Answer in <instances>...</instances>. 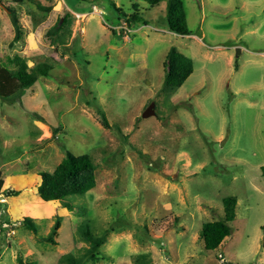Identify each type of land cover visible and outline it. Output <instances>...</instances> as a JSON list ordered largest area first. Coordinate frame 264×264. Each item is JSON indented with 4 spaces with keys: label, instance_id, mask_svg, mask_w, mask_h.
Here are the masks:
<instances>
[{
    "label": "rangeland",
    "instance_id": "obj_1",
    "mask_svg": "<svg viewBox=\"0 0 264 264\" xmlns=\"http://www.w3.org/2000/svg\"><path fill=\"white\" fill-rule=\"evenodd\" d=\"M181 1L185 36L168 31L164 1L0 0V64L13 69L7 59L19 55L53 67L20 103L0 101V264L80 254L84 220L106 237L101 260L86 264H264V0ZM7 9L23 28L17 43ZM66 14L70 35L54 48L46 32ZM171 47L193 72L166 97ZM65 151L96 166L95 187L70 198L74 211L34 195L37 173ZM227 197L237 200L232 233L207 251L201 227L222 218ZM57 217L52 246L43 237Z\"/></svg>",
    "mask_w": 264,
    "mask_h": 264
},
{
    "label": "trees",
    "instance_id": "obj_2",
    "mask_svg": "<svg viewBox=\"0 0 264 264\" xmlns=\"http://www.w3.org/2000/svg\"><path fill=\"white\" fill-rule=\"evenodd\" d=\"M11 2L22 5L24 0H10ZM87 1V0H81ZM96 1V0H94ZM162 1L165 2V18L168 31L180 36L189 35L186 26V15L181 0H144L148 6H156ZM40 11H47L39 5L36 7ZM119 11L118 8H116ZM10 23L14 31L12 43H17L22 39L23 28L19 22L17 12L14 9H7ZM71 16V15H70ZM138 21L136 14L125 18L127 26H131ZM69 18L64 15L58 19L57 23L46 32V37L50 44L57 48L64 46L65 33L69 32ZM13 69L0 64V101L8 105L20 103L26 94L40 77H48L52 70V65L47 62H38L29 67L24 57L13 55L7 59ZM165 73L160 92L166 97L173 95L186 81L193 72V62L190 58L179 53L175 47H171L166 55ZM102 126L107 127V121L103 113H100ZM95 169L96 166L88 154L74 156L69 151H65L64 158L49 173L40 171L37 173L38 184L35 186L34 195L37 199L53 203L58 208H65L74 211L75 207L70 203V198L82 197L95 187ZM2 181H0V188ZM4 196L13 197L18 193L15 190L7 189L3 191ZM237 200L234 197L223 199V216L220 220L204 223L201 227L200 237L203 241L204 248L207 251L217 249L221 243L231 235V223L235 219V209ZM25 226L36 232L35 225L24 218ZM60 226V218L57 217L49 234L43 237V241L56 245L53 237ZM113 231V229H111ZM80 240L88 246L80 254L72 252L62 255L58 259V264H86L88 261L97 262L101 260L100 247L105 243V234L97 236L91 231L89 222L84 220L77 229ZM146 257L139 256L136 258L137 264H150L145 261ZM18 264H36L35 262H23L17 258Z\"/></svg>",
    "mask_w": 264,
    "mask_h": 264
},
{
    "label": "water",
    "instance_id": "obj_3",
    "mask_svg": "<svg viewBox=\"0 0 264 264\" xmlns=\"http://www.w3.org/2000/svg\"><path fill=\"white\" fill-rule=\"evenodd\" d=\"M155 112H154V104L150 103L148 105V107L145 109L144 113L142 114V118L146 119L149 118L151 116H154Z\"/></svg>",
    "mask_w": 264,
    "mask_h": 264
},
{
    "label": "built area",
    "instance_id": "obj_4",
    "mask_svg": "<svg viewBox=\"0 0 264 264\" xmlns=\"http://www.w3.org/2000/svg\"><path fill=\"white\" fill-rule=\"evenodd\" d=\"M81 16H82V15H80V14H75V17H76L77 19H80Z\"/></svg>",
    "mask_w": 264,
    "mask_h": 264
}]
</instances>
